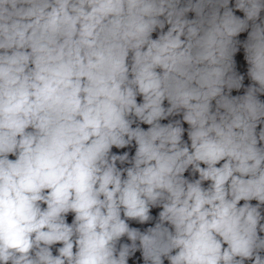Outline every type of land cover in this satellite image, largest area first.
<instances>
[{
	"label": "clouds",
	"instance_id": "1",
	"mask_svg": "<svg viewBox=\"0 0 264 264\" xmlns=\"http://www.w3.org/2000/svg\"><path fill=\"white\" fill-rule=\"evenodd\" d=\"M0 264H264V0H0Z\"/></svg>",
	"mask_w": 264,
	"mask_h": 264
}]
</instances>
